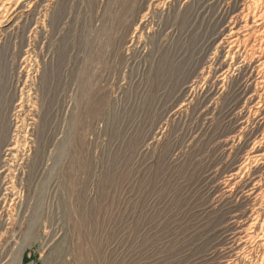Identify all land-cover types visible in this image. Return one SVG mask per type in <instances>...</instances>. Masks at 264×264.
Instances as JSON below:
<instances>
[{
  "label": "rangeland",
  "instance_id": "374dc122",
  "mask_svg": "<svg viewBox=\"0 0 264 264\" xmlns=\"http://www.w3.org/2000/svg\"><path fill=\"white\" fill-rule=\"evenodd\" d=\"M30 2L0 26V167L21 118L29 144L0 264H264L242 0Z\"/></svg>",
  "mask_w": 264,
  "mask_h": 264
},
{
  "label": "bare ground",
  "instance_id": "6f19581e",
  "mask_svg": "<svg viewBox=\"0 0 264 264\" xmlns=\"http://www.w3.org/2000/svg\"><path fill=\"white\" fill-rule=\"evenodd\" d=\"M22 1L24 2V5H22ZM22 6L28 7V9H29V7H32L30 0H0V26L3 24V22H9L15 16V14L12 15L13 12L8 7H18L19 8ZM236 19H237L236 24L230 28V34L233 37L231 39V44L233 45L235 42L238 43V50H239V56L241 58V62L243 64H247L243 67L242 71H244V72L247 71L249 66H250V68H251L250 72L254 71V73H255V75L250 74V73H249L250 75H248L249 79L251 81L253 80L255 82V86L253 88L254 89L253 94L247 98L248 106H247V110H246V116H247L246 121L249 120V118H253V120L257 121V123L258 122L264 123V0H242V3L240 4V7H239L238 12L236 14ZM246 79H248V78H246ZM246 83H248V82H246ZM21 108H22V106H19V109H21ZM28 110H27V112H28ZM14 117H15V115H14ZM16 122H17V120H16ZM20 122H21L20 125L14 126L15 127L14 128V134H11V137L8 136L9 138L6 137L7 139L2 144L3 148L1 147L2 148L1 153H2L3 164L0 167V177L6 171L5 169L9 170L10 168L11 169L15 168V172H17L18 166H20L24 160L23 157H21V155H24L23 153L25 151L23 152V150H25L24 148H26V146H28L29 144L27 143L28 141L25 140L26 134H24L23 136H20V134H19L20 132L18 133L19 128L24 127L22 125L24 123L23 118L20 119ZM258 126H259V124H258ZM12 127H13V124H11L9 128L11 129ZM20 131H21V129H20ZM261 131H262V129H261ZM263 131L261 133H263ZM11 132H13V131H11ZM259 141L264 146V133L261 135V138ZM259 145H260V143H259ZM263 146H260V147H263ZM258 156H264V150L261 153H258L256 157H258ZM19 158H20V161L17 163ZM8 160H12L11 161L12 163H8ZM15 172H13V173H15ZM7 173H9V172H7ZM13 173H12V175H13ZM3 176H5V175H3ZM14 176H16V175H14ZM3 181H4V179L2 180V182ZM11 183L12 184L6 183L7 185L6 184L0 185L1 189H3V194H2V196H0V214L4 213L6 211V205H8L7 210H9L10 205L11 206L16 205L18 202L17 197H15V195H16L15 191H17V190L14 189L13 182H11ZM19 189H18V191H19ZM7 196L12 197L10 199L9 204H7V201H6ZM18 204H19V202H18ZM5 214H7V212H5Z\"/></svg>",
  "mask_w": 264,
  "mask_h": 264
}]
</instances>
